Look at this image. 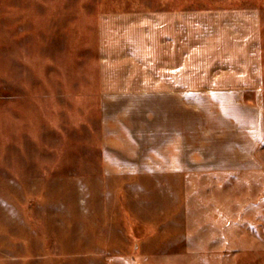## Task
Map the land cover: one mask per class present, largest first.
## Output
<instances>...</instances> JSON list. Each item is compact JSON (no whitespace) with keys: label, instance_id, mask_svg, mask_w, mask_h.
Returning a JSON list of instances; mask_svg holds the SVG:
<instances>
[{"label":"rangeland","instance_id":"obj_1","mask_svg":"<svg viewBox=\"0 0 264 264\" xmlns=\"http://www.w3.org/2000/svg\"><path fill=\"white\" fill-rule=\"evenodd\" d=\"M167 0H0V264H264L263 99L99 95V24ZM248 99V100H247Z\"/></svg>","mask_w":264,"mask_h":264},{"label":"crops","instance_id":"obj_2","mask_svg":"<svg viewBox=\"0 0 264 264\" xmlns=\"http://www.w3.org/2000/svg\"><path fill=\"white\" fill-rule=\"evenodd\" d=\"M98 58L100 98L169 101L172 141L184 140L191 95L263 99L260 25L252 8L167 0L164 9L109 14L99 24Z\"/></svg>","mask_w":264,"mask_h":264}]
</instances>
